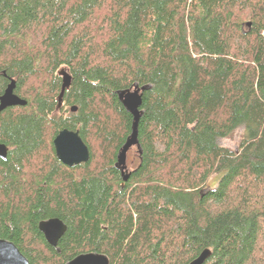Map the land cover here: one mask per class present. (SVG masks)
<instances>
[{"label": "trees", "instance_id": "obj_1", "mask_svg": "<svg viewBox=\"0 0 264 264\" xmlns=\"http://www.w3.org/2000/svg\"><path fill=\"white\" fill-rule=\"evenodd\" d=\"M2 73L26 103L0 113V238L30 264H188L204 249L203 264H264V0H0V92ZM134 84L149 88L123 182L131 115L116 91ZM64 128L85 163L56 159ZM239 128L237 152L219 145ZM52 217L56 247L37 228Z\"/></svg>", "mask_w": 264, "mask_h": 264}, {"label": "water", "instance_id": "obj_2", "mask_svg": "<svg viewBox=\"0 0 264 264\" xmlns=\"http://www.w3.org/2000/svg\"><path fill=\"white\" fill-rule=\"evenodd\" d=\"M249 25V23H247ZM61 79L59 93L57 95V107L62 105L64 92L69 88L71 83V75L63 68L57 72ZM15 81L6 86L3 94L0 96V112L7 107L23 106L25 100L19 98L14 93ZM149 88V85L139 87L134 84L128 89L116 91V96L122 104L126 112L131 115L130 133L126 137L124 143L120 147L116 155L115 167L120 170L122 181L125 182L130 172L127 170L126 159L128 151L135 147L137 153H141L138 141V123L142 114L140 106L142 103V92ZM76 106H70L69 110L75 112ZM53 149L56 159L67 167H72L81 163H85L89 158V151L77 130H69L64 128L60 130L54 137ZM7 148L0 143V159L5 160ZM38 230L43 235L45 241L52 247H56L59 238L66 230L65 223L57 218L52 217L41 220L37 225ZM210 256V250L204 249L200 254L191 260L188 264H203ZM0 264H30L26 256L11 241L0 238ZM64 264H109L107 256L95 252L80 253L65 262Z\"/></svg>", "mask_w": 264, "mask_h": 264}, {"label": "rangeland", "instance_id": "obj_3", "mask_svg": "<svg viewBox=\"0 0 264 264\" xmlns=\"http://www.w3.org/2000/svg\"><path fill=\"white\" fill-rule=\"evenodd\" d=\"M69 107L70 106H60L59 107V112H61L63 114V116H66L68 115V112L66 110H69ZM70 111V110H69ZM242 134H243V131L241 128L233 131L229 136L227 137H224L222 139H220L218 142H219V145L223 148H226L228 149L229 151H232V152H237L238 151V147H239V143L242 139ZM137 157V151H136V148L133 147L128 153H127V163H128V171L134 169V167L136 166V162L137 160L135 159ZM135 159L134 163L133 160ZM132 162V164H131ZM217 180H218V176L217 175H212V177H210L208 180H207V187H201V189H214L216 184H217Z\"/></svg>", "mask_w": 264, "mask_h": 264}, {"label": "flooded vegetation", "instance_id": "obj_4", "mask_svg": "<svg viewBox=\"0 0 264 264\" xmlns=\"http://www.w3.org/2000/svg\"><path fill=\"white\" fill-rule=\"evenodd\" d=\"M2 75L5 77V80H6V82H5V85L3 86V88H2V90H1V92H0V96L3 94V92H4V90H5V88H6V86L11 82V80H14L15 82H16V79H15V77H13V76H6L4 73H2ZM60 81H61V79H60ZM14 93L16 94V95H18V93L16 92V90H15V88H14ZM18 97L19 98H21L19 95H18ZM62 106V105H61ZM11 107H16V106H11ZM8 108V107H7ZM58 107H56V109H57ZM5 110V109H4ZM3 111V110H2ZM1 111V112H2ZM0 112V113H1ZM1 143V142H0ZM1 144H3V143H1ZM7 148V147H6ZM7 151H8V148H7ZM138 156V155H137ZM136 160H137V157L135 158ZM135 159H133V160H131V161H133V163H134V161H135ZM131 164H132V162H131ZM126 165H127V170H128V163H127V161H126ZM134 169H132V170H130L129 172H131V171H133ZM119 171V174H120V170H118ZM120 177H121V174H120Z\"/></svg>", "mask_w": 264, "mask_h": 264}]
</instances>
